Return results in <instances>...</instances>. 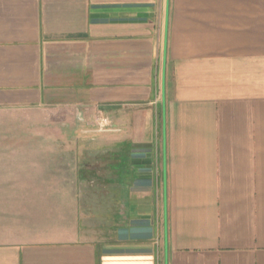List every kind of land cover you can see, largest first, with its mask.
<instances>
[{
  "label": "crops",
  "instance_id": "0c3cea01",
  "mask_svg": "<svg viewBox=\"0 0 264 264\" xmlns=\"http://www.w3.org/2000/svg\"><path fill=\"white\" fill-rule=\"evenodd\" d=\"M0 264H264V0H0Z\"/></svg>",
  "mask_w": 264,
  "mask_h": 264
},
{
  "label": "water",
  "instance_id": "95a60500",
  "mask_svg": "<svg viewBox=\"0 0 264 264\" xmlns=\"http://www.w3.org/2000/svg\"><path fill=\"white\" fill-rule=\"evenodd\" d=\"M168 9H169V0H166V25L168 20ZM166 45V40H165ZM166 50L164 49V58H165ZM164 91H165V72L163 70V76H162V101H163V109H164Z\"/></svg>",
  "mask_w": 264,
  "mask_h": 264
},
{
  "label": "rangeland",
  "instance_id": "374dc122",
  "mask_svg": "<svg viewBox=\"0 0 264 264\" xmlns=\"http://www.w3.org/2000/svg\"><path fill=\"white\" fill-rule=\"evenodd\" d=\"M61 139H58L57 141H60ZM56 141V140H55ZM90 153H93V151H90Z\"/></svg>",
  "mask_w": 264,
  "mask_h": 264
}]
</instances>
